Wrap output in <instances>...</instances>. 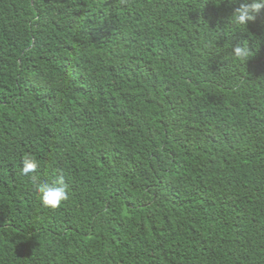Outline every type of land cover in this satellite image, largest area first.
<instances>
[{"label": "trees", "instance_id": "16d2710c", "mask_svg": "<svg viewBox=\"0 0 264 264\" xmlns=\"http://www.w3.org/2000/svg\"><path fill=\"white\" fill-rule=\"evenodd\" d=\"M241 2L0 0V264H264V12L229 32Z\"/></svg>", "mask_w": 264, "mask_h": 264}, {"label": "clouds", "instance_id": "9594fccd", "mask_svg": "<svg viewBox=\"0 0 264 264\" xmlns=\"http://www.w3.org/2000/svg\"><path fill=\"white\" fill-rule=\"evenodd\" d=\"M262 12H264V0H242L239 7H236L231 14L227 31L236 29L242 31L249 22L255 21ZM229 55L236 61H246L252 53L245 44L234 46ZM38 167V161L31 155H26L22 159L20 173L32 180L37 198L43 207L58 208L62 202L69 198L68 184L62 174L58 175L52 182H41L35 175Z\"/></svg>", "mask_w": 264, "mask_h": 264}]
</instances>
